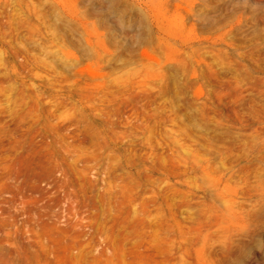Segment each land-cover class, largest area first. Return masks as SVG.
<instances>
[{"label":"rangeland","instance_id":"rangeland-1","mask_svg":"<svg viewBox=\"0 0 264 264\" xmlns=\"http://www.w3.org/2000/svg\"><path fill=\"white\" fill-rule=\"evenodd\" d=\"M116 8L0 0V264H264L258 53Z\"/></svg>","mask_w":264,"mask_h":264},{"label":"bare ground","instance_id":"bare-ground-1","mask_svg":"<svg viewBox=\"0 0 264 264\" xmlns=\"http://www.w3.org/2000/svg\"><path fill=\"white\" fill-rule=\"evenodd\" d=\"M60 1L62 4L71 7L74 5L76 0H60ZM102 1L103 3L106 4L108 9L116 17H119V11L116 8V4L121 0H102ZM127 1L129 3H132L133 6L135 5L137 7L138 18L139 19H144L146 17L149 18L153 22L156 30L165 31L166 29L175 27L177 24V20H181L183 15H192L197 20L203 22L204 25L207 27L228 25L230 29L235 28L237 32L247 37L248 41L252 45V48L253 49L255 48L254 49L256 50L255 52L258 53L259 55L258 61L262 62L264 65V13L258 12V14L252 13L251 15H249L246 10L236 11L231 7L228 8V5L227 6L224 5L225 3L218 4L217 0H127ZM245 67H246L245 68L246 70H244L245 78L248 84L247 88L249 90L252 87V82H253L252 78L254 76V69H252L250 65H246ZM237 79H235V82L238 84L237 81L239 79L238 80ZM262 79H263L262 81H264V76L262 77ZM259 91L260 90H258V93ZM261 95L263 96V94ZM249 107L251 108L252 111L255 112L252 104H249ZM258 121L260 122L259 119ZM260 176H262L261 173L259 177ZM260 183L258 185H260ZM223 244H224L223 245L224 249L228 247L225 244V242H223Z\"/></svg>","mask_w":264,"mask_h":264}]
</instances>
